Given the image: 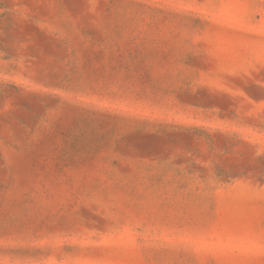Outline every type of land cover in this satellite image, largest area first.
<instances>
[{
	"label": "rangeland",
	"instance_id": "obj_1",
	"mask_svg": "<svg viewBox=\"0 0 264 264\" xmlns=\"http://www.w3.org/2000/svg\"><path fill=\"white\" fill-rule=\"evenodd\" d=\"M0 264H264V0H0Z\"/></svg>",
	"mask_w": 264,
	"mask_h": 264
}]
</instances>
